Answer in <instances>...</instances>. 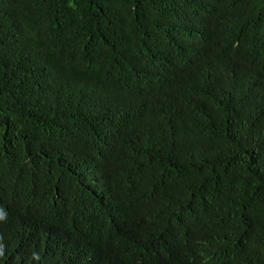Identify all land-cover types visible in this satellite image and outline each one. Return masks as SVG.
<instances>
[{
    "label": "trees",
    "instance_id": "16d2710c",
    "mask_svg": "<svg viewBox=\"0 0 264 264\" xmlns=\"http://www.w3.org/2000/svg\"><path fill=\"white\" fill-rule=\"evenodd\" d=\"M0 217V264H264V0H0Z\"/></svg>",
    "mask_w": 264,
    "mask_h": 264
},
{
    "label": "clouds",
    "instance_id": "9594fccd",
    "mask_svg": "<svg viewBox=\"0 0 264 264\" xmlns=\"http://www.w3.org/2000/svg\"><path fill=\"white\" fill-rule=\"evenodd\" d=\"M0 219H3V217H0ZM35 258H36V259H39V256L37 255V256H35Z\"/></svg>",
    "mask_w": 264,
    "mask_h": 264
}]
</instances>
